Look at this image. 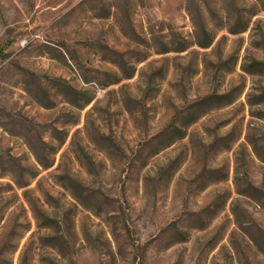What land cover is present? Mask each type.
Returning a JSON list of instances; mask_svg holds the SVG:
<instances>
[{
	"label": "rangeland",
	"instance_id": "rangeland-1",
	"mask_svg": "<svg viewBox=\"0 0 264 264\" xmlns=\"http://www.w3.org/2000/svg\"><path fill=\"white\" fill-rule=\"evenodd\" d=\"M0 264H264V0H0Z\"/></svg>",
	"mask_w": 264,
	"mask_h": 264
}]
</instances>
